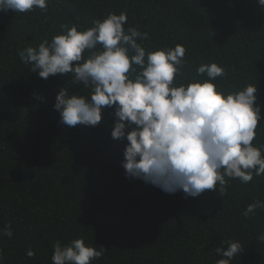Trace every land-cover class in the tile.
I'll list each match as a JSON object with an SVG mask.
<instances>
[{"label":"trees","instance_id":"16d2710c","mask_svg":"<svg viewBox=\"0 0 264 264\" xmlns=\"http://www.w3.org/2000/svg\"><path fill=\"white\" fill-rule=\"evenodd\" d=\"M126 13L125 30L147 32V51L186 49L174 86L186 85L202 64L224 68L218 90L257 86L261 106L253 145L264 155V6L259 0H48L46 10L0 11V264H53L54 245L83 238L105 247L92 264H216L214 249L238 241L230 264H264V174L244 183L226 177L227 192L199 196L166 193L126 176V138L114 139L115 106L102 109L96 126L61 123L54 108L61 88L90 99L91 87L56 74L32 72L19 52L77 25L79 31L109 13ZM102 51L100 45L92 50ZM134 53L129 50V56ZM91 52L85 50L87 59ZM147 60V56L145 57ZM135 75L143 69L133 64ZM219 187V185H217ZM34 255L29 257L27 252Z\"/></svg>","mask_w":264,"mask_h":264},{"label":"clouds","instance_id":"9594fccd","mask_svg":"<svg viewBox=\"0 0 264 264\" xmlns=\"http://www.w3.org/2000/svg\"><path fill=\"white\" fill-rule=\"evenodd\" d=\"M264 6V0H259ZM48 0H0V11L25 13L36 8L46 10ZM126 13H109L95 20L94 26L79 31L77 25L55 35L51 42L28 46L19 52L21 60L32 65V72L43 79L56 74H72V79L91 87L90 99L61 88L54 108L61 123L96 126L104 107L115 106L117 118L112 137L126 138L123 167L126 176L143 179L166 193L183 191L196 197L205 190L227 192L226 177L248 183L264 174V155L253 145L261 106L257 101V86L248 85L235 92L218 90L217 77L224 68L213 62L197 68L198 75L208 79H193L188 84L174 86V78L183 66L186 49L174 48L147 51L142 43L147 32L135 27L127 31ZM100 45L102 51H92ZM85 50L91 55L84 58ZM129 50L134 54L130 57ZM147 56V60L145 57ZM143 70L133 79L132 65ZM219 185V187H217ZM264 208V201L249 204L244 215ZM10 225L0 229V236L11 238ZM264 241V234L259 235ZM227 249L218 246L215 254L223 257L216 264H230L243 251L238 241H225ZM105 247L86 245L83 238L54 245L53 264H92L103 256ZM34 255L32 250L27 252Z\"/></svg>","mask_w":264,"mask_h":264}]
</instances>
